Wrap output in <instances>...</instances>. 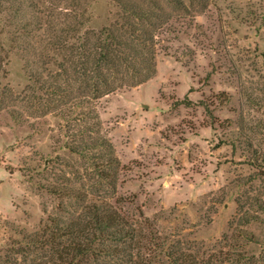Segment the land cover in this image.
<instances>
[{"label": "rangeland", "instance_id": "374dc122", "mask_svg": "<svg viewBox=\"0 0 264 264\" xmlns=\"http://www.w3.org/2000/svg\"><path fill=\"white\" fill-rule=\"evenodd\" d=\"M6 1L0 0V264L49 257L31 242L81 217L105 190L134 201L123 209L141 208L155 232L199 260L264 264V0H185L190 13L173 12L180 19L158 45L153 78L99 101L119 161L115 190L113 172L101 179L99 161L83 149L95 134L86 132L84 113L94 108L81 109L77 100L57 105L45 93L49 86L44 92L31 78L58 55L42 40L17 37L13 10L38 25L40 0ZM78 1L90 11L87 28L116 20L114 1ZM47 68L58 71L54 62ZM28 244L25 259L19 251Z\"/></svg>", "mask_w": 264, "mask_h": 264}, {"label": "trees", "instance_id": "16d2710c", "mask_svg": "<svg viewBox=\"0 0 264 264\" xmlns=\"http://www.w3.org/2000/svg\"><path fill=\"white\" fill-rule=\"evenodd\" d=\"M69 1L40 0L34 7L39 11L40 18V23L35 26L24 13L20 14L19 9L13 10L14 18H18L15 33L20 38L42 40L58 55L57 58H61H49L50 61L44 63V70L32 72L31 77L44 92L49 86L45 93L52 96L57 105L69 108L74 105L70 101L77 100L76 106L81 109H88V105L94 108L84 113L86 132L95 134L91 142L83 140V149L88 150L86 155L90 159L99 161L96 168L101 179L110 180L108 172H113L115 178L110 184L115 190L119 161L113 145L103 132L96 111L98 103L107 96L135 88L153 78L158 45L167 34L176 31L173 23L180 19L173 12L190 13V10L185 0H111L117 9L116 20L96 30L86 27L91 22L90 11L83 10L78 0ZM10 2H3L4 6ZM52 62L57 64L58 71L47 68ZM89 119L94 122H89ZM108 194L105 190L97 200L85 203L81 217L56 223L43 237L33 240L31 245L36 250H45L50 255L34 262L161 264L165 261L168 264H211L207 260H199L190 249L169 242L167 237L155 232L151 220L141 208L136 210L137 214L123 209L134 201L115 199L114 194ZM31 245H24L19 251L25 259L30 258Z\"/></svg>", "mask_w": 264, "mask_h": 264}]
</instances>
